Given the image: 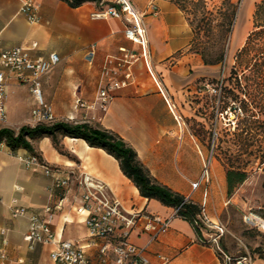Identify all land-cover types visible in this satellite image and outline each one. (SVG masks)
Segmentation results:
<instances>
[{
  "label": "crops",
  "instance_id": "obj_1",
  "mask_svg": "<svg viewBox=\"0 0 264 264\" xmlns=\"http://www.w3.org/2000/svg\"><path fill=\"white\" fill-rule=\"evenodd\" d=\"M24 1L0 0V50L23 46L32 57L59 54V63L41 78L45 104L55 119L87 121L114 131L135 149L158 182L202 204L199 189L203 181L196 188L191 182L200 178L206 150L185 118L195 99L204 94L201 79L209 76L210 65L189 49L190 27L177 4L171 0H132L147 29L144 55L141 46L125 36V21L112 15H95L99 6L94 2L71 7L63 0H31L38 18L30 21L20 10ZM151 2L158 6L157 13L151 11ZM91 44L96 50L92 62H88L85 53ZM121 47L138 54L130 67L131 78L110 91L106 110L87 107L97 96L105 58L120 55ZM35 105L28 85L10 78L6 121L0 127L17 130L31 125ZM31 143L49 165L70 175V182L57 189L51 175L22 164L19 156L31 152L26 148L12 151L0 143V250L4 253L0 264H54L50 258L52 245L36 243L31 248L23 239L28 219L13 216V206L40 211L48 204L59 203L53 221L57 238L79 241L92 250L84 223L86 212L78 211L84 176L88 182L106 185L128 211L142 213L127 238L144 247L146 264H222L215 247L201 243L189 221L177 215L174 207L142 196L117 159L103 148L69 136L61 139L63 152L49 137ZM144 215L169 217L168 229L150 241L149 232L143 229Z\"/></svg>",
  "mask_w": 264,
  "mask_h": 264
},
{
  "label": "rangeland",
  "instance_id": "obj_2",
  "mask_svg": "<svg viewBox=\"0 0 264 264\" xmlns=\"http://www.w3.org/2000/svg\"><path fill=\"white\" fill-rule=\"evenodd\" d=\"M171 1L189 24L190 50L199 54L197 51L207 46L210 55L224 48L223 60L208 66L209 76L201 79L204 94L195 99L185 118L206 150L209 179L203 180L199 189L203 198L207 191L205 211L211 221L224 227L220 245L229 255L234 259L248 255L251 264H264V229L243 219L254 213L264 220V67L242 70L245 64H264V50L237 59V52L254 30L255 5L261 0ZM232 9L231 29L224 37ZM228 169L246 173L230 196ZM211 221L201 226V234L207 238L216 233Z\"/></svg>",
  "mask_w": 264,
  "mask_h": 264
},
{
  "label": "built area",
  "instance_id": "obj_3",
  "mask_svg": "<svg viewBox=\"0 0 264 264\" xmlns=\"http://www.w3.org/2000/svg\"><path fill=\"white\" fill-rule=\"evenodd\" d=\"M98 5L102 8H99L95 15H112L122 18L126 23L125 36L140 45L142 54L145 55L147 29L141 14L133 6L132 0H99ZM150 9L154 13L159 11L158 6L152 2ZM20 10L30 21L37 20L36 6L31 0L24 1ZM95 50L94 44L89 45L85 53V59L88 62H92ZM120 51V55H108L105 58L97 96L87 107H99L106 110L112 97L110 91L127 84L131 78L130 67L138 58V54L126 47H121ZM59 61L60 56L56 52H50L45 57H32L29 49L23 46L0 50V123L6 121V87L10 78L28 85L30 92L36 99V105L31 111L32 121L35 124L56 120L50 107L45 104L41 78ZM211 90L212 92L217 91L215 88H211ZM78 102L80 105H85L80 100ZM19 159L26 167L39 168L45 174L51 175L54 180L53 185L57 189L68 186L70 175L61 174L58 168L49 165L41 155L29 153L19 156ZM208 179L209 169L207 163L204 162L199 180L191 182V185L196 188L201 181ZM81 183L83 190L79 197L78 211L86 212L84 223L91 238L92 250L88 251L85 245L79 241L57 238L53 229V221L55 209L60 207L59 203L48 204L40 211H30L24 206L11 208L13 216H26L28 219V229L23 239L29 247L33 248L36 243L52 245L50 258L54 264H146L143 257L144 247L136 245L127 238L131 229L139 223L142 213L128 211L120 198L102 183L88 182L85 176ZM206 196L207 191L204 192L202 210L198 215V218L204 223L211 221L204 207ZM174 211L176 213L177 208H174ZM144 218L143 229L149 232L150 241L157 239L169 227V217L144 215ZM243 219L246 223L264 229V220L254 213L245 214ZM211 222L216 233L208 238L201 235L199 241L204 244L210 242L217 251H220L222 264H251V258L248 255L234 259L221 250L219 239L224 233V227ZM194 223L197 224V221ZM2 257H4V253L0 250V258Z\"/></svg>",
  "mask_w": 264,
  "mask_h": 264
},
{
  "label": "trees",
  "instance_id": "obj_4",
  "mask_svg": "<svg viewBox=\"0 0 264 264\" xmlns=\"http://www.w3.org/2000/svg\"><path fill=\"white\" fill-rule=\"evenodd\" d=\"M71 7H77L85 2H94L98 5L99 0H63ZM99 6V5H98ZM99 8H102L100 6ZM234 9L228 14V25L224 37L230 32ZM254 30H252L245 41L244 46L237 52V59L248 56L250 53L263 52L264 50V0L255 5L253 14ZM223 46L219 50L208 53V47L203 46L199 52L203 62L208 65L216 64L223 60ZM252 67L245 64L242 70L254 71L261 70L264 64ZM257 66V67H256ZM259 67V68H258ZM64 136L83 138L90 146L103 148L106 152L114 156L123 171L129 177L139 193L148 199H157L161 203L177 208L176 214L189 221L194 227L195 232L201 236L202 221L198 218L201 213V204L193 201L190 197L170 187L158 182L149 172L148 168L141 162L137 152L117 133L98 124L87 121L71 122L67 120H54L52 122H39L34 125H22L17 130L10 127H0V142H4L12 151L19 148H26L31 153H37L31 140L41 137H49L53 146L63 152L61 139ZM38 154V153H37ZM246 177L244 171L228 169L226 171V189L230 196L235 186L242 182ZM197 221V224L194 222ZM212 245L210 242H206ZM221 250L226 252L220 245ZM220 256V251H217ZM228 253V252H226Z\"/></svg>",
  "mask_w": 264,
  "mask_h": 264
}]
</instances>
